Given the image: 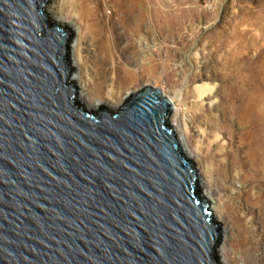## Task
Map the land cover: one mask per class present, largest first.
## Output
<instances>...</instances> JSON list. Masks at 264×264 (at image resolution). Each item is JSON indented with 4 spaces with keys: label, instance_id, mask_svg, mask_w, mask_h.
I'll return each mask as SVG.
<instances>
[{
    "label": "water",
    "instance_id": "95a60500",
    "mask_svg": "<svg viewBox=\"0 0 264 264\" xmlns=\"http://www.w3.org/2000/svg\"><path fill=\"white\" fill-rule=\"evenodd\" d=\"M52 1L0 0V264H222L171 100L85 107Z\"/></svg>",
    "mask_w": 264,
    "mask_h": 264
},
{
    "label": "bare ground",
    "instance_id": "6f19581e",
    "mask_svg": "<svg viewBox=\"0 0 264 264\" xmlns=\"http://www.w3.org/2000/svg\"><path fill=\"white\" fill-rule=\"evenodd\" d=\"M60 1V9L55 0L50 9L52 16L65 12L68 23L62 24L76 30L74 67L86 78V93H101L106 87L104 96L118 102L126 91L137 86V81L130 77L125 64L113 66L110 40L113 25L126 31L136 16L134 0L124 4L123 15L116 20L103 11L111 9V0ZM87 44L92 55H85ZM256 71L253 62L246 65L235 57L234 70L222 77V83L196 84L190 100L183 88L175 92V97L163 91L173 104V112L182 116L186 137L197 136L193 151L198 156L204 154L206 176L210 186L218 190L220 211L213 212L222 223L226 218L230 224L225 255L231 264H264V128L250 124L237 128L241 126L244 102L251 105L256 99ZM255 115L252 113V117ZM183 148L189 157L191 153ZM205 192L213 205L211 194Z\"/></svg>",
    "mask_w": 264,
    "mask_h": 264
},
{
    "label": "rangeland",
    "instance_id": "374dc122",
    "mask_svg": "<svg viewBox=\"0 0 264 264\" xmlns=\"http://www.w3.org/2000/svg\"><path fill=\"white\" fill-rule=\"evenodd\" d=\"M127 1L111 0V9L103 11L116 20L123 15ZM55 2L60 9L61 1ZM134 5L138 12L129 22L128 29L121 31L113 25L110 41L114 48L113 66L125 64L137 86L114 103L104 96L106 87L101 93L90 91L91 95H88L86 78L82 70L75 69L85 107L119 109L130 94L146 85L160 88L171 97L183 88L190 100L191 89L196 84L222 83V77L234 70L235 57H240L242 63L253 62L256 66L253 77L256 99L251 105L244 102L241 126L237 128L249 124L264 128V0H134ZM64 13L53 16L61 25L68 23ZM85 52L87 56L92 55L89 44ZM254 112L256 115L252 117ZM170 122L181 144L191 153L189 158L205 191L211 194L213 205L207 198L210 209L219 214L218 190L210 186L206 176L204 154L198 156L193 151L197 136L186 137L179 113L173 112ZM222 220L225 235L219 256L221 263L231 264L225 255L230 224L226 218Z\"/></svg>",
    "mask_w": 264,
    "mask_h": 264
}]
</instances>
